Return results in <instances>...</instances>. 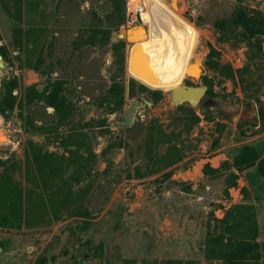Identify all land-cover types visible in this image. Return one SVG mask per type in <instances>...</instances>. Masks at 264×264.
<instances>
[{
	"label": "rangeland",
	"instance_id": "1",
	"mask_svg": "<svg viewBox=\"0 0 264 264\" xmlns=\"http://www.w3.org/2000/svg\"><path fill=\"white\" fill-rule=\"evenodd\" d=\"M164 1L199 33L194 62H199L204 72L199 78L184 80L192 86H205L202 80L205 76L211 82L212 96L204 95L200 104L191 108L198 123L188 134L183 132L180 122L182 112L168 102L163 92L166 90L150 88L126 75L124 69L122 111L112 112L110 105L99 100L110 80L118 74L109 45L86 44L92 30L106 25L104 17L109 6L105 0H22L18 24L7 15L0 0V48L6 54L0 82L17 78L20 90L13 94L22 98L25 87L34 86L41 92L50 79L65 80L64 94L74 113L59 133L74 128L87 135L96 156L91 168L92 188L85 200L91 216H61L57 221L18 230L0 228V264H125L126 261L161 264L166 260L219 264V260H205L203 254L208 226L214 224L209 214L219 220L233 205L250 206L257 225L255 264H264V179L256 174L255 167L239 173L237 187L228 189L225 200L220 199L221 182H205L204 187L195 190L203 182V164L215 168L223 161H230L243 145H251L264 154V130L259 127V121L242 118L250 106L260 107L251 97L256 89L259 91L255 96L264 108V38L260 42L262 59L251 64V74L245 75L247 83L255 82L247 89L236 79L223 80L203 64L211 46L219 52L220 63H227L233 69L243 67L244 45L232 48L228 43L217 44V34L212 29L214 20L231 15L236 0ZM243 4L264 17V0H244ZM14 25L22 30L19 47L13 41ZM120 28L111 33L110 44L120 41L117 39ZM127 49L125 43V55ZM132 78L136 86H145L149 91L128 99L127 86ZM151 91H159L160 99H152ZM132 101H137L133 124L125 128L124 112ZM207 102L210 105L204 106ZM212 111L223 118L219 120ZM19 113L14 109L6 119L0 116V133L6 140L0 138V159L22 161L27 141L44 145L48 152L62 153L56 143H46L44 136L26 133ZM21 114H29L36 125L42 120L49 124L53 118L52 109L43 110L41 104L25 108ZM158 128L165 134L178 133V138H172L170 144L184 146L181 159L156 174L136 178L135 168L144 174L155 170L154 160L166 152L169 143L148 153L145 136ZM149 157H152L150 162ZM13 178L25 186L22 176L15 173ZM86 182L85 179L79 186ZM241 188L246 191L245 197L240 193Z\"/></svg>",
	"mask_w": 264,
	"mask_h": 264
},
{
	"label": "trees",
	"instance_id": "2",
	"mask_svg": "<svg viewBox=\"0 0 264 264\" xmlns=\"http://www.w3.org/2000/svg\"><path fill=\"white\" fill-rule=\"evenodd\" d=\"M21 1L2 0L5 12L16 24L21 20ZM105 1L109 6L108 14L104 17L106 25L92 30L86 38V44L98 47L109 45L113 65L118 74L110 80L105 87L104 95L99 100L110 105L112 112L120 113L125 104V89L121 80L125 60V43L118 41L110 44L109 39L113 31L124 26L125 0ZM243 1L236 0L229 17L212 22V29L217 34V44L228 43L232 48L239 44L244 45L246 51L243 67L233 69L227 63H220L219 52L211 46L208 47L203 64L207 70L223 80L235 81L236 79L240 85L250 89L249 85L253 86L255 82L247 83L245 75H250L249 66L255 65L263 57L260 42L264 38V17L258 10L243 4ZM7 4L10 8H7ZM101 23L103 22L100 21ZM12 34L14 43L19 47L22 40L21 28L14 25ZM5 55V49L1 47L2 60L5 59ZM202 80L207 87L205 95L212 96L210 80L205 76ZM64 84L63 79H50L41 92H38L34 86H28L23 89L22 98H20L13 94L14 91L20 90L17 78L3 79L0 82V116L6 119L9 113L18 109L20 111L18 117L23 121L26 133L42 135L46 143L51 141L62 149L60 154L48 152L44 149V145L27 141L23 148L22 161L10 157L0 159V228L18 230L21 227H37L49 221H57L61 216H91L86 208L85 200L92 188L90 186L93 176L91 168L96 156L90 149L87 135L77 132L74 128L69 129L65 134L59 133L60 128L69 124L74 113L73 105L64 94L66 91ZM147 91L149 90L145 86H136L133 78L128 81V99L136 98L137 94ZM258 91V89L254 90L251 97L260 104L258 121L259 127L264 130V108L255 96ZM149 93L152 99H160L159 91ZM36 104H41L43 110L52 109L53 118L49 124L42 120L39 125H36L29 114H21L23 109L32 108ZM176 110L182 112L180 122L183 132L188 134L191 128L198 123V118L191 108L180 106ZM42 117L48 118L49 116L43 115ZM101 123L99 126H102ZM172 138L177 139L178 133L165 134L159 128L145 136L148 153L161 144H169L164 155L154 160L157 166L155 170L144 174L135 168L134 177L143 178L156 174L180 161L184 146L177 147L174 143L170 144ZM152 157H149V162L152 161ZM252 167H255L256 174L264 179V154L262 155L251 145H243L230 161H223L215 168L208 163L203 164L201 167L203 182L197 184L195 190L204 187L205 182H221L220 199L225 200L228 198V189L237 187L236 181L239 173ZM105 172L104 170L102 173ZM15 173L22 176L25 186L14 181ZM165 175L169 176L168 173ZM85 179L87 182L79 186ZM240 193L243 197L246 196L245 189L241 188ZM209 216L214 224L208 226L205 237L203 250L205 260H219V264H255L257 225L250 206L233 205L224 211L223 217L219 220L214 219L212 213ZM125 264H133V262L126 261ZM161 264L190 263L166 260Z\"/></svg>",
	"mask_w": 264,
	"mask_h": 264
},
{
	"label": "bare ground",
	"instance_id": "3",
	"mask_svg": "<svg viewBox=\"0 0 264 264\" xmlns=\"http://www.w3.org/2000/svg\"><path fill=\"white\" fill-rule=\"evenodd\" d=\"M142 1L146 28L136 25L128 31L129 39L134 41L129 75L150 88L164 90L181 84L185 77L198 78L200 64L194 62L199 34L196 28L164 0ZM0 138L6 142L1 133Z\"/></svg>",
	"mask_w": 264,
	"mask_h": 264
},
{
	"label": "water",
	"instance_id": "4",
	"mask_svg": "<svg viewBox=\"0 0 264 264\" xmlns=\"http://www.w3.org/2000/svg\"><path fill=\"white\" fill-rule=\"evenodd\" d=\"M141 25V24H140ZM139 26V25H138ZM133 28V27H132ZM130 28H126L124 26H121L118 34L117 39L120 41L125 42L128 44V49L125 55V61H124V71L127 74H129V59L131 55V47L134 43V41H131L129 39L128 31ZM2 58L0 56V74L2 69ZM200 74L204 72L203 67L199 66ZM131 70V69H130ZM200 75L198 76V78ZM187 79H193L191 77ZM166 95V98L168 102L174 107L178 108L180 106H187L188 108H194L195 106H198L200 104L201 99L204 97L206 92V87L203 85L200 86H192L190 84H187V82L184 80L181 84L177 85L176 87H173L169 90L163 91ZM210 103H204V106H209ZM137 108V101H132L128 104L127 108L124 112V127L129 128L133 124L134 120V114ZM212 115H217V118L221 120L223 118L222 115L217 114V111H212ZM242 118L248 122H258V109H256L254 106H250L245 110L243 113ZM5 156V155H4ZM76 246V244H75Z\"/></svg>",
	"mask_w": 264,
	"mask_h": 264
},
{
	"label": "built area",
	"instance_id": "5",
	"mask_svg": "<svg viewBox=\"0 0 264 264\" xmlns=\"http://www.w3.org/2000/svg\"><path fill=\"white\" fill-rule=\"evenodd\" d=\"M124 12V27L132 28L141 24L144 28H146L142 18V15L145 12L144 3L142 0H126Z\"/></svg>",
	"mask_w": 264,
	"mask_h": 264
}]
</instances>
